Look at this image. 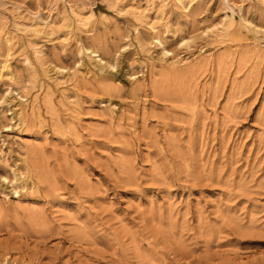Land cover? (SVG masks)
<instances>
[{
	"label": "rangeland",
	"instance_id": "374dc122",
	"mask_svg": "<svg viewBox=\"0 0 264 264\" xmlns=\"http://www.w3.org/2000/svg\"><path fill=\"white\" fill-rule=\"evenodd\" d=\"M0 264H264V0H0Z\"/></svg>",
	"mask_w": 264,
	"mask_h": 264
},
{
	"label": "bare ground",
	"instance_id": "6f19581e",
	"mask_svg": "<svg viewBox=\"0 0 264 264\" xmlns=\"http://www.w3.org/2000/svg\"><path fill=\"white\" fill-rule=\"evenodd\" d=\"M228 5V4H227Z\"/></svg>",
	"mask_w": 264,
	"mask_h": 264
}]
</instances>
